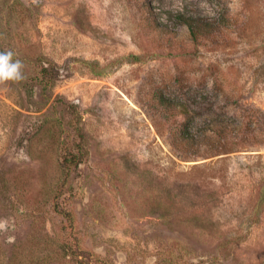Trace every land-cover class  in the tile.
Returning a JSON list of instances; mask_svg holds the SVG:
<instances>
[{
	"label": "rangeland",
	"instance_id": "rangeland-1",
	"mask_svg": "<svg viewBox=\"0 0 264 264\" xmlns=\"http://www.w3.org/2000/svg\"><path fill=\"white\" fill-rule=\"evenodd\" d=\"M9 49L0 264H264V0H0Z\"/></svg>",
	"mask_w": 264,
	"mask_h": 264
},
{
	"label": "clouds",
	"instance_id": "clouds-1",
	"mask_svg": "<svg viewBox=\"0 0 264 264\" xmlns=\"http://www.w3.org/2000/svg\"><path fill=\"white\" fill-rule=\"evenodd\" d=\"M25 78L23 60L11 49L0 51V82H20Z\"/></svg>",
	"mask_w": 264,
	"mask_h": 264
},
{
	"label": "trees",
	"instance_id": "trees-1",
	"mask_svg": "<svg viewBox=\"0 0 264 264\" xmlns=\"http://www.w3.org/2000/svg\"><path fill=\"white\" fill-rule=\"evenodd\" d=\"M181 18V22L187 26L188 31L190 36L192 37V39L196 40L199 36L202 35L203 33V29L200 25V23L191 16H183V15H179ZM1 51V50H0ZM171 104V108L175 109V108H182L181 112L185 115V120L181 126V133L184 135V137L189 138L188 136H191V134H189L188 130L189 128L192 127V123H193V116H192V110L189 108V106L183 104V103H169ZM238 128V127H237ZM189 134V135H188ZM236 138V137H235ZM190 141H193L190 139ZM208 143V142H206ZM226 143H223V145H225Z\"/></svg>",
	"mask_w": 264,
	"mask_h": 264
}]
</instances>
